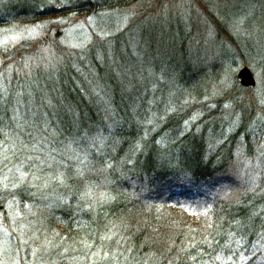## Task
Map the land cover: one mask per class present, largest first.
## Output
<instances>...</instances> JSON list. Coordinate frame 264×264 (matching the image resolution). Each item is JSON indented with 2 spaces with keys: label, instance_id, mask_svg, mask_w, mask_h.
I'll return each instance as SVG.
<instances>
[{
  "label": "trees",
  "instance_id": "1",
  "mask_svg": "<svg viewBox=\"0 0 264 264\" xmlns=\"http://www.w3.org/2000/svg\"><path fill=\"white\" fill-rule=\"evenodd\" d=\"M53 1L62 6L7 2L0 26L163 12L151 0ZM224 15L212 9L215 24ZM114 26L89 54L60 52L53 78L40 60L25 64L23 51L19 65L4 63L0 101L13 104L6 116L0 109V211L14 205L23 252L44 250L47 264L53 252L58 264H264V146L254 151L246 131L257 97L242 94L256 86H242L225 61L226 43L243 51L217 24H194L174 69L175 56L149 63L147 25L123 24L116 37ZM245 159L257 163L249 175L236 185L223 177Z\"/></svg>",
  "mask_w": 264,
  "mask_h": 264
},
{
  "label": "rangeland",
  "instance_id": "2",
  "mask_svg": "<svg viewBox=\"0 0 264 264\" xmlns=\"http://www.w3.org/2000/svg\"><path fill=\"white\" fill-rule=\"evenodd\" d=\"M10 1L23 0H0V11L4 13L3 7ZM24 1L34 3L31 2L32 0ZM54 2L49 0L50 5L62 6V4ZM151 3L160 6V10H163V12L161 16L151 17L149 20L146 17L139 16L138 18L133 17L129 21V15L131 14L129 10L119 11L114 16L113 14H110L111 16L108 15L109 13H98L96 17L85 15L79 17L75 12H68L66 16L52 18L53 20L51 21L45 19L43 22L34 21L29 25L14 23L6 27L0 26V79L5 77L4 63L8 64V66L10 64L19 65V51H23L25 64H35L40 60L39 64L42 67L44 66L41 70L44 71V76L47 75L49 78H53L55 69L61 61L58 57L61 54L60 52L70 53V56L79 51H83L86 54L91 53L97 49V41L104 38L100 33L109 32L108 28L111 23L115 24L112 35L114 37L118 36V32L122 33L125 30L123 24L131 23L134 26L136 23L138 27L147 25V43L153 44L151 49L153 54L151 53L150 58H148L149 63L156 61L157 58L164 59L175 56L172 62V66L175 69L179 61L184 57V54L179 49L181 36L192 34L188 30L193 28L194 24L201 31L217 24L216 30L219 31V35H221L222 31L230 42L235 40L234 43L243 51L242 55H238L236 54L240 53L238 48H235L236 52L234 53L233 46H230V43H226L225 52L231 54L225 56L226 63L231 64V61H235L232 67L238 71L241 66L245 65H241V62H248V66L254 72L256 79L255 89L242 93L245 96L257 97L254 103V112L249 116V122L247 123V128H245L251 138V144H256L253 150L256 151L263 147L264 135L261 134L264 132V0H170L168 2L151 0ZM138 6H140L139 3ZM138 6L133 5L132 7L137 9ZM212 9L218 18H221V15L225 13L222 18L223 24L220 22L214 23ZM126 16H128V20ZM191 16L192 18L190 19ZM75 17L77 19L76 22L68 26V20ZM57 31H60L59 34H57ZM234 43L232 45H235ZM13 52H15L14 57H12ZM91 55L87 56L88 62L93 60L94 63L97 62L99 64V61L94 58L95 56L99 59V56L93 54L91 57ZM69 59L72 60L71 57ZM82 60L84 59L82 58ZM33 66L30 65V67ZM159 66L161 67V63ZM16 72L23 71L18 70ZM155 72V70H149L152 75ZM8 74L11 75L10 73ZM8 74L5 81L11 86L12 80ZM31 74L29 73V75ZM2 82L3 79H1L0 83ZM259 95L261 100L258 99ZM9 104L13 103L8 101V99L0 101V109L4 116L7 115L5 112L9 110L6 109ZM43 107L44 104L42 105ZM246 112L248 113L249 111L246 110ZM241 127L239 126L238 128ZM190 150L191 146L187 145L185 152L189 153ZM238 155H246L245 149L243 148L242 151H239ZM251 155H254V153ZM254 162V159H245L235 163L233 167L234 176L227 174L223 177L228 178L236 185L240 181L239 176L249 175V169L256 167L257 163ZM225 188V193L230 196L232 193L231 187L225 185ZM2 208L0 211V264H26V261H31V264H47L40 259L44 250L33 248L25 253L23 250L27 247L23 245V241L26 242L24 237H21L20 233L12 234L14 232L13 223L17 221V218L15 216L9 217L8 212L15 210L14 205L6 202ZM61 252H64V250L62 249ZM50 255L52 257L48 259L50 260L48 264H51V261H56L55 252ZM11 260H20V262L13 263ZM52 264L58 263L56 261Z\"/></svg>",
  "mask_w": 264,
  "mask_h": 264
},
{
  "label": "water",
  "instance_id": "3",
  "mask_svg": "<svg viewBox=\"0 0 264 264\" xmlns=\"http://www.w3.org/2000/svg\"><path fill=\"white\" fill-rule=\"evenodd\" d=\"M73 22L74 19L70 20L69 24H72ZM237 78L240 84L243 86L252 87L255 85L253 74L248 67L241 68L237 73Z\"/></svg>",
  "mask_w": 264,
  "mask_h": 264
},
{
  "label": "snow or ice",
  "instance_id": "4",
  "mask_svg": "<svg viewBox=\"0 0 264 264\" xmlns=\"http://www.w3.org/2000/svg\"><path fill=\"white\" fill-rule=\"evenodd\" d=\"M19 171V169H18ZM27 173H24V172H20V177H19V181L20 183H23L24 180H25V177H26ZM35 178V177H34ZM54 179H57L59 180L61 183H63V174L60 173L58 174L57 176L53 177ZM13 187H16V185L14 184Z\"/></svg>",
  "mask_w": 264,
  "mask_h": 264
}]
</instances>
